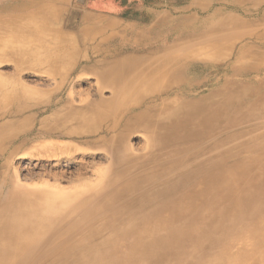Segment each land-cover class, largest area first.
I'll return each mask as SVG.
<instances>
[{"label": "rangeland", "instance_id": "rangeland-1", "mask_svg": "<svg viewBox=\"0 0 264 264\" xmlns=\"http://www.w3.org/2000/svg\"><path fill=\"white\" fill-rule=\"evenodd\" d=\"M118 82L126 90L115 106ZM215 106L196 124L211 133L177 140L189 149L178 155L190 153L183 165L208 150L214 185L244 164L263 179L264 0H0V203L41 207L57 223L55 251L63 234L84 238L77 248L102 226L94 241L122 236L127 221L107 219L124 208L125 183L108 184L153 156L159 131L143 126ZM115 149L127 156L117 166ZM199 177L179 190L192 193Z\"/></svg>", "mask_w": 264, "mask_h": 264}, {"label": "bare ground", "instance_id": "bare-ground-1", "mask_svg": "<svg viewBox=\"0 0 264 264\" xmlns=\"http://www.w3.org/2000/svg\"><path fill=\"white\" fill-rule=\"evenodd\" d=\"M137 74L130 77L128 90L132 89ZM125 90L120 82L115 85V106L122 103ZM115 106L109 107L115 110ZM219 109L220 106L207 108L208 116L181 109L169 116L167 126H143L159 131L152 142L154 153L148 162L129 164L109 181L110 186L125 183L120 193L126 203L117 210L118 215L112 214L107 219V224L127 221L123 235L111 238L110 242L93 240L102 226L98 233L87 237L90 239L87 247L77 248L84 238L71 239L63 234L58 241L62 244L55 251L49 242L51 229L57 223L47 221L41 207L27 206V202L15 207L8 199L1 202L0 264H39L43 260L52 264H264V220L257 221L264 214V178L250 174L251 164H244L230 168L229 178L214 185L213 156L208 150L190 166L183 165L190 153L178 155L189 149H178L181 142L177 140L204 138L211 133L209 126V131L197 133L196 124H208L211 112ZM116 154L117 166L127 156L122 152ZM163 166L171 168L161 172ZM199 174L201 187L190 194L179 190L185 181L182 178L191 180ZM130 178L135 179L128 182ZM130 189L131 195L127 197ZM170 190L174 191L173 197L164 198V193ZM144 206L149 208L141 210ZM75 212L65 214L63 221H68ZM253 234L255 237L249 239ZM205 242L209 244L208 251ZM38 251V260L32 263Z\"/></svg>", "mask_w": 264, "mask_h": 264}]
</instances>
